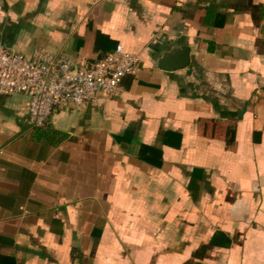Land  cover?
<instances>
[{
    "label": "crops",
    "instance_id": "0c3cea01",
    "mask_svg": "<svg viewBox=\"0 0 264 264\" xmlns=\"http://www.w3.org/2000/svg\"><path fill=\"white\" fill-rule=\"evenodd\" d=\"M0 42L79 66L121 44L144 67L43 129L0 93V256L264 264V0H0Z\"/></svg>",
    "mask_w": 264,
    "mask_h": 264
},
{
    "label": "built area",
    "instance_id": "2783aa9c",
    "mask_svg": "<svg viewBox=\"0 0 264 264\" xmlns=\"http://www.w3.org/2000/svg\"><path fill=\"white\" fill-rule=\"evenodd\" d=\"M143 69L140 57L121 44L95 63L79 66L63 52L37 48L25 56L0 42V93L28 98L29 125L35 129L47 127L58 107L117 96L123 81Z\"/></svg>",
    "mask_w": 264,
    "mask_h": 264
},
{
    "label": "water",
    "instance_id": "95a60500",
    "mask_svg": "<svg viewBox=\"0 0 264 264\" xmlns=\"http://www.w3.org/2000/svg\"><path fill=\"white\" fill-rule=\"evenodd\" d=\"M191 49L189 46L173 47L157 60L158 69L166 72L183 70L190 65Z\"/></svg>",
    "mask_w": 264,
    "mask_h": 264
},
{
    "label": "trees",
    "instance_id": "16d2710c",
    "mask_svg": "<svg viewBox=\"0 0 264 264\" xmlns=\"http://www.w3.org/2000/svg\"><path fill=\"white\" fill-rule=\"evenodd\" d=\"M0 264H17V263L12 258H6L3 256H0Z\"/></svg>",
    "mask_w": 264,
    "mask_h": 264
}]
</instances>
